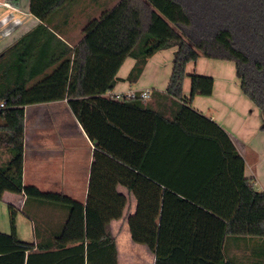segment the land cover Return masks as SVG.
Masks as SVG:
<instances>
[{"label":"trees","instance_id":"obj_1","mask_svg":"<svg viewBox=\"0 0 264 264\" xmlns=\"http://www.w3.org/2000/svg\"><path fill=\"white\" fill-rule=\"evenodd\" d=\"M71 1L31 0V12L43 23L0 55L2 142L10 154L0 162V175L26 202L59 207L38 208L56 219L49 229L31 208H21L37 237L26 242L18 236L17 208L10 204L12 232L0 231V264H119L111 222L123 217L129 203L119 185L137 200L129 217L135 243L156 252L166 187L226 223L224 264H243L229 254L231 239L249 240L250 254L264 264V191L246 177L245 160L227 131L192 105L195 96L213 94L214 78L187 73L188 64L200 57L234 62L241 90L259 108L264 130V0H120L85 24L75 48L49 24ZM174 47L169 84L156 106L140 96H105L120 81L136 83L151 57ZM127 58L136 62L121 79L118 71ZM61 99L68 100L95 144L86 204L23 182L25 107ZM187 261L186 249L176 245L155 264ZM199 264L218 263L202 258Z\"/></svg>","mask_w":264,"mask_h":264},{"label":"crops","instance_id":"obj_2","mask_svg":"<svg viewBox=\"0 0 264 264\" xmlns=\"http://www.w3.org/2000/svg\"><path fill=\"white\" fill-rule=\"evenodd\" d=\"M30 4L31 0H0V55L43 23L31 12ZM106 10L95 0H72L67 8L54 14L49 24L56 28L54 30L59 37L75 48L84 38L85 24L91 19L99 18ZM78 17L86 21L80 31L74 27ZM175 51V47L159 51L149 59L136 83L120 81L105 96H110V92L125 93L129 90L149 89L151 96L144 102L149 107L156 106L167 90ZM135 62V59L127 58L118 71V77L127 78ZM58 67L59 63L47 67L35 77L33 83L43 80ZM71 73L72 65L70 77ZM187 73L214 78L213 94L195 96L192 105L216 121L231 136L245 160L246 177L254 179V184L259 189V169L260 166L264 167L263 116L258 107L252 108L253 102L242 92L235 63L200 57L198 61L188 64ZM184 93L186 97L191 94L189 76L184 82ZM3 124L4 120L0 115V162H5L10 157L2 142L5 135V131L1 129ZM94 151V142L74 115L67 99L25 107V186H35L43 192L63 193L86 204ZM118 192L129 197L123 217L111 222L119 264H155L158 256L169 255L176 245L186 249L187 264H199L202 258L224 264L226 223L222 219L164 187L157 248L156 252H152L146 245L135 243L132 239L129 217L137 211L136 198L120 185ZM0 203L7 208L11 204L19 210L31 208L32 213L38 216V220L46 229L53 227L54 221L38 208H59L33 200L26 202L25 194L1 175ZM30 221L33 227L32 242H37L34 222L31 219ZM249 243V240H229V254L241 262L249 260L250 255L252 256Z\"/></svg>","mask_w":264,"mask_h":264},{"label":"rangeland","instance_id":"obj_3","mask_svg":"<svg viewBox=\"0 0 264 264\" xmlns=\"http://www.w3.org/2000/svg\"><path fill=\"white\" fill-rule=\"evenodd\" d=\"M88 2V0H86ZM97 3L102 4L103 8L109 9L112 8L119 0H95ZM77 20L75 21L74 27H77L78 31H80L81 26H83L86 21L81 17L76 18ZM79 25V27L77 26ZM129 62V61H128ZM257 107L254 103L252 108ZM259 167V166H258ZM261 167V168H260ZM259 168V176H258V182H259V189L261 191H264V167L260 166ZM262 186V187H261ZM56 219H55V221ZM16 225H17V232L18 236L21 240L26 241V242H32L33 241V227L32 223L29 218H27L21 209L17 208V218H16ZM0 231L4 233H11L12 232V227H11V215H10V209L9 207H5L0 203ZM257 260L253 255H250V259L247 261L242 262L243 264H257ZM262 261V262H261ZM261 263L263 264V260H260Z\"/></svg>","mask_w":264,"mask_h":264},{"label":"built area","instance_id":"obj_4","mask_svg":"<svg viewBox=\"0 0 264 264\" xmlns=\"http://www.w3.org/2000/svg\"><path fill=\"white\" fill-rule=\"evenodd\" d=\"M140 96L143 101L148 100L151 96V90L149 89H144L140 91L136 90H129L125 93H111L110 92V97L115 98L117 100H124V99H134L136 97ZM3 106V104L1 105Z\"/></svg>","mask_w":264,"mask_h":264}]
</instances>
